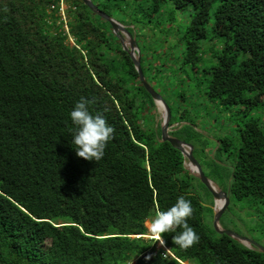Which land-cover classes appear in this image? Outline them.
I'll list each match as a JSON object with an SVG mask.
<instances>
[{
    "label": "trees",
    "instance_id": "1",
    "mask_svg": "<svg viewBox=\"0 0 264 264\" xmlns=\"http://www.w3.org/2000/svg\"><path fill=\"white\" fill-rule=\"evenodd\" d=\"M63 1L67 30L60 0H0V264H264L263 252L209 227L210 192L181 152L160 140L153 99L110 24L82 0ZM163 1L92 0L134 26L145 3L157 9ZM170 1L194 9L183 63L195 69L206 38L219 40L215 62L202 68L205 93L239 118L209 148L191 139L195 125L182 118L185 110L167 102L178 124L171 135L181 131L175 137L192 144L193 154L203 151L216 178L202 167L204 174L219 180L229 201L250 213L259 206L264 217V0ZM140 64L143 72L141 55ZM81 97L115 129L99 161L76 155L70 113ZM180 196L191 201L188 224L199 243L181 249L173 242L178 228L158 247L144 237L145 221Z\"/></svg>",
    "mask_w": 264,
    "mask_h": 264
},
{
    "label": "rangeland",
    "instance_id": "2",
    "mask_svg": "<svg viewBox=\"0 0 264 264\" xmlns=\"http://www.w3.org/2000/svg\"><path fill=\"white\" fill-rule=\"evenodd\" d=\"M137 1L140 2V0H127L130 4H137ZM60 2L59 15L63 19L65 30H67L66 14L64 12L66 5L63 0H60ZM215 5L210 10L208 25L212 23ZM144 6V11H139L133 17L138 19L139 23H136V26L132 24L126 26L133 28L132 32L129 31L135 34L134 36L137 39L145 79L166 102L171 104L173 109L182 108V110H185L182 118L192 120L195 125L192 126L191 124L192 127L190 126L196 131L191 139L195 143H204L210 148L214 145L211 139L213 137H225L227 133H231L235 120L239 119L234 115V112H227L226 114L221 112L205 93L209 74L206 76L203 69L209 68L215 62L214 50L219 49L220 42L219 40H208L206 38L204 41L206 48L201 52L203 59L195 64L194 69L191 65L183 63L186 42L184 36L192 19L193 7L187 5L184 8H176L170 0L161 2L157 9L148 7V3H145ZM128 13L124 12L123 15H120V18L128 19L130 17ZM207 31H209L208 28ZM69 40L72 44L70 38ZM153 116L156 122L161 121L156 110ZM260 118L263 119V117ZM183 124L182 126H188L190 122L184 121ZM180 133L181 131H178L174 135L180 137ZM202 152V150L196 148L194 157L199 161L205 172H208V163L204 161ZM208 175L215 176L211 171L208 172ZM194 191H197L204 204L208 202V195L204 194L205 190L202 186L197 185ZM227 206L228 209L225 210L220 220L221 226L264 246V217L258 214L261 207L250 206L253 211L250 213L248 209H245L244 204L234 200L229 201ZM208 212V209H204V218L210 217ZM148 220L150 219L145 221V226ZM210 220L209 227L211 228L212 219ZM146 233L149 234L148 229ZM157 246L159 247L160 244L157 243ZM182 264L188 263L183 262Z\"/></svg>",
    "mask_w": 264,
    "mask_h": 264
},
{
    "label": "clouds",
    "instance_id": "3",
    "mask_svg": "<svg viewBox=\"0 0 264 264\" xmlns=\"http://www.w3.org/2000/svg\"><path fill=\"white\" fill-rule=\"evenodd\" d=\"M90 103L94 101L81 97L70 113L71 120L76 126L73 130V144L76 146L78 157L88 161H99L104 156L108 142L114 138L115 129L107 123L103 115L93 116L89 112ZM193 212L191 201L183 196L178 197L176 203L166 211L157 208L154 216L146 223L149 238L165 246L163 235L173 233L179 228L182 231L173 237L176 245L187 250L198 244L200 237L188 224Z\"/></svg>",
    "mask_w": 264,
    "mask_h": 264
},
{
    "label": "water",
    "instance_id": "4",
    "mask_svg": "<svg viewBox=\"0 0 264 264\" xmlns=\"http://www.w3.org/2000/svg\"><path fill=\"white\" fill-rule=\"evenodd\" d=\"M83 3L96 15L106 20L110 26L112 33L118 38L120 45L124 51L130 56L134 68L136 69L139 79L142 82L143 87L149 93L155 104L156 110L161 118L160 121V140L169 142L174 148L178 149L185 158L184 167L193 174L212 194L213 196V217H212V229L216 234H226L235 240L242 243L244 246L250 249H257L264 253V246L258 242L239 235L231 229H225L221 226L220 220L229 203V197L222 191L217 185L209 179L203 172L200 164L195 159L193 154L194 146L188 142L180 140L179 138L171 135V132L178 128V124L172 122L173 114L165 99L147 82L141 69L140 64V51L135 39L128 27L120 22L115 17L105 13L99 9L92 0H82ZM164 113H163V111ZM144 237L149 238V234H145Z\"/></svg>",
    "mask_w": 264,
    "mask_h": 264
},
{
    "label": "flooded vegetation",
    "instance_id": "5",
    "mask_svg": "<svg viewBox=\"0 0 264 264\" xmlns=\"http://www.w3.org/2000/svg\"><path fill=\"white\" fill-rule=\"evenodd\" d=\"M158 113V112H157ZM159 114V113H158ZM177 129V128H176ZM199 163V162H198ZM200 166H201V164H200ZM201 168H202V166H201ZM204 170V169H203ZM209 179H211L216 185H217V187H219L222 191H224L225 193H226V191L225 190H223V188H222V186H221V184H220V182H219V180L218 179H214V178H210V177H208ZM227 194V193H226ZM210 195H211V197H212V200H213V196H212V194L210 193ZM228 196V195H227ZM212 206H213V204H212ZM212 210H213V208H212Z\"/></svg>",
    "mask_w": 264,
    "mask_h": 264
},
{
    "label": "bare ground",
    "instance_id": "6",
    "mask_svg": "<svg viewBox=\"0 0 264 264\" xmlns=\"http://www.w3.org/2000/svg\"><path fill=\"white\" fill-rule=\"evenodd\" d=\"M163 111V110H162ZM163 113H164V111H163Z\"/></svg>",
    "mask_w": 264,
    "mask_h": 264
}]
</instances>
